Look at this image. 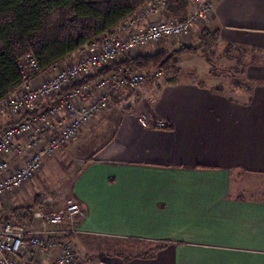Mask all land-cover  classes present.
<instances>
[{
  "label": "crops",
  "instance_id": "1",
  "mask_svg": "<svg viewBox=\"0 0 264 264\" xmlns=\"http://www.w3.org/2000/svg\"><path fill=\"white\" fill-rule=\"evenodd\" d=\"M175 5L148 21L191 14L187 1L178 10ZM210 24L219 51L246 56L240 87L227 94L196 78L197 69L177 66L166 79L151 75L140 89L154 93L153 101L141 97L133 108L166 127L141 126L133 110L113 116L112 133L71 182L82 210L69 235L75 256H82L77 264H107L83 260L85 251L132 240L156 245L131 264H264V198L243 196L240 181L252 187V177L264 175V0H214ZM149 46L148 53L169 49L167 43ZM65 60L39 75H53ZM9 122L0 116L1 125ZM157 245L166 248L152 257ZM19 257L30 264L25 253Z\"/></svg>",
  "mask_w": 264,
  "mask_h": 264
},
{
  "label": "built area",
  "instance_id": "2",
  "mask_svg": "<svg viewBox=\"0 0 264 264\" xmlns=\"http://www.w3.org/2000/svg\"><path fill=\"white\" fill-rule=\"evenodd\" d=\"M170 0H149L131 17L82 46L76 61L53 75L36 81L38 64L30 53L19 62L20 88L0 99V116L10 117L0 130V196L12 193L41 169L44 157L72 139L82 123L102 112L121 88L141 85L143 71L128 72L123 66L70 87L72 82L92 76L136 48L153 45L164 37L181 39L197 22H210L214 0H187L191 14L183 19L149 22ZM146 24V25H145ZM145 25V26H144ZM182 45V44H180ZM155 69L153 73L161 74ZM143 127L164 128L163 120L145 111L136 118ZM49 202L47 198L42 200ZM38 210L40 223L0 222V264H29L19 256L28 250L57 255L46 264H70L75 257L69 235L77 231L80 205L68 198L61 209Z\"/></svg>",
  "mask_w": 264,
  "mask_h": 264
},
{
  "label": "rangeland",
  "instance_id": "3",
  "mask_svg": "<svg viewBox=\"0 0 264 264\" xmlns=\"http://www.w3.org/2000/svg\"><path fill=\"white\" fill-rule=\"evenodd\" d=\"M186 1L179 0L178 4L175 6L181 7L185 5ZM178 9L179 7L177 10ZM179 16L180 15L174 16V18L177 19ZM210 23L211 21L207 23L202 21L197 22L193 25L190 32L186 36H183L181 42L179 39L164 37L153 45L155 47L159 44L161 45L162 43H167L169 46L168 51H171L173 49L175 50L180 48V44L187 45L189 40L193 39V41L189 44H192L191 46H196L199 44V31L201 32L203 28L213 30V28H210L212 27ZM195 28L198 29L194 31ZM157 48L158 47L154 48L155 51ZM152 50L153 46L149 45L147 48H136L127 55L121 56L117 60L119 61L127 56L132 57L143 52L146 54ZM193 54H184L179 58L177 66L180 67L181 72L183 70L186 72L191 71V69L195 68L198 70L195 72L196 78H207V83L211 82L212 85L216 83L213 86L216 88L218 87L221 91L227 94H233L236 88L240 87L237 82L239 80L242 82L241 79L243 78L240 75V72L243 71V66L246 62V56H244L241 52L237 53L234 50L229 53L226 51L221 52L215 44H212L208 49H205V51L198 50ZM76 60V57H67V61L65 60L59 68H64L67 64ZM155 69L156 68L151 67L148 70H143L145 77L143 84L141 83L142 85L135 89L126 87L128 89H124L121 93L115 94L117 98L115 97L114 100L110 102L109 106H107L102 112L82 123L77 129L76 135L72 139L55 149L51 155L44 157L39 171L34 173V175L29 179L25 180L17 189H14L12 193L0 196V222L25 221V223L31 227H37L40 220L38 217L33 215L35 212L38 210L47 211V205H49L53 210L61 209L68 198L75 201L71 192V182L77 172L85 164V161L96 153L97 149L112 133L114 128V122H112L113 116H117L119 113H123L126 109H128L133 110L135 118H137L141 111L133 109L134 106L138 104L141 97L146 99L154 95V93L152 95L141 93L140 88L147 87L149 85V82H151V79H149L151 75L153 78L162 76L166 79L175 75L176 70V68H168L166 71L157 75L156 73H153ZM39 74L36 75V81L50 77L51 75L45 76L44 74ZM150 86L152 87L151 84ZM153 91L156 92V89ZM152 101L153 99L150 97L149 104H151ZM144 111L147 115H150L147 110ZM1 124L2 123H0V126L3 127L4 124ZM234 175H236V173H234ZM237 177H240V175ZM243 177H245V175ZM255 179L257 180L253 182V186L250 187L249 182L252 183V181H246L243 178H240L241 184H245L243 186L247 189L242 193V195L246 197L248 194L255 192L257 195H261V198H264V175H255L252 177V180ZM44 198H47L49 202H42ZM116 241H118L120 245L122 244L121 240ZM114 244L116 243L110 242L106 243L105 247L102 246L101 248H96L97 250L94 249L85 251L87 254H85L83 260L91 262L94 261L96 263L104 261L107 264H131L135 258L142 257V255L148 252L151 247L156 245L142 240H132V242H127L124 246H114ZM165 248V245H157L156 249L150 254H152L153 257L154 253L165 250ZM25 254L30 257V264H43L42 260L39 261L40 258L43 259V257L48 256L49 261L47 262H50L57 255V252L54 250L47 254L39 250H28ZM78 258H82V256H75L70 264H77V261L79 260ZM44 264H46V262Z\"/></svg>",
  "mask_w": 264,
  "mask_h": 264
},
{
  "label": "trees",
  "instance_id": "4",
  "mask_svg": "<svg viewBox=\"0 0 264 264\" xmlns=\"http://www.w3.org/2000/svg\"><path fill=\"white\" fill-rule=\"evenodd\" d=\"M149 0H0V99L21 85L19 62L32 54L38 73L45 72L99 35L131 17ZM170 0L167 7L178 4ZM180 6H176L178 8ZM218 40V31L203 28L199 44L178 49L139 53L116 60L92 76L72 82L70 87L92 81L96 76L123 66L128 72L154 67L177 68L185 53L205 51ZM1 128V127H0ZM90 159V158H89Z\"/></svg>",
  "mask_w": 264,
  "mask_h": 264
}]
</instances>
